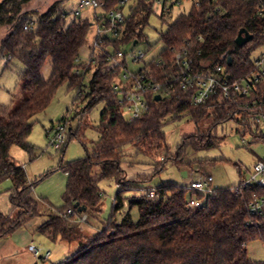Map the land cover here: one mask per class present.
Segmentation results:
<instances>
[{
    "label": "trees",
    "instance_id": "1",
    "mask_svg": "<svg viewBox=\"0 0 264 264\" xmlns=\"http://www.w3.org/2000/svg\"><path fill=\"white\" fill-rule=\"evenodd\" d=\"M30 1H0V26L7 28V34L0 40V56L9 57L7 62L16 59L23 65L21 87L28 92L17 108L0 113V182L10 179L13 189L9 197L12 212L9 215L0 212V240L38 215L37 202L30 196L34 183H29L24 167L9 156L10 149L18 146L32 151L27 138L33 118L45 111L57 89L67 83L69 89L76 91L75 102H86L83 113L98 104L104 107L96 129L98 140L91 151L86 149L83 158L58 166L67 175L64 205L51 211L36 229L53 242L58 239L79 243L78 250L60 264H264L250 260L246 253L250 241L258 239L264 243V216L253 215L248 209L250 201L264 196V189L242 188L245 177L241 172L237 185L214 188L199 208H186L187 195H191L187 185L161 183L150 188L155 191L154 197L140 194L128 199L129 206L137 209L136 221L129 214L120 223L114 218L123 207L121 192L147 190L143 185L151 177L126 175L121 164L127 146L135 147L136 154L158 157L161 161L156 164V174L167 159L180 164L187 148L197 151L218 147L222 139L213 133L218 124L235 120L246 126L250 111L227 102L214 105L218 96L211 97L204 106L191 105L195 88H181L175 51L187 43L196 72L221 65L234 78L250 73L252 54L264 45V19L257 15V1L198 0L199 4H192L187 14L178 16L160 34L159 40L164 44L160 54L140 70L157 86V92L145 95L149 111L132 121L124 119L112 83L127 65L125 56L119 57L118 52L124 45L137 46L144 38L143 28L155 11L154 1L130 0L132 5L119 38L104 44L112 50V57L107 59L98 52L94 63L82 65L81 73L77 59L91 29V20L74 17L67 21L62 8L65 0L35 13L34 21L29 15L32 12L25 10ZM117 2L107 0L106 10L114 8ZM241 29L253 38L238 47L235 39ZM227 55L231 57V66L226 64ZM47 59L51 60V73L44 79L41 69ZM91 69L88 92L84 93L81 90L84 74ZM129 86L130 81L124 84L125 88ZM257 91L264 92V83L258 85ZM156 96L160 99L156 100ZM239 100L247 101L243 97ZM186 115L194 122L196 131L184 136L175 155L167 157L168 146L161 128L169 120ZM211 115L213 123L200 130L198 124ZM65 120L66 116L60 123ZM247 133L246 126L242 135ZM77 135L78 131L69 130L63 147ZM259 140L262 138L253 142ZM95 167L100 170V178H112L121 189L113 200L109 219L95 234L87 236L77 220L82 215L97 218L104 194L98 180L93 178ZM68 210H72V215L67 214Z\"/></svg>",
    "mask_w": 264,
    "mask_h": 264
},
{
    "label": "rangeland",
    "instance_id": "2",
    "mask_svg": "<svg viewBox=\"0 0 264 264\" xmlns=\"http://www.w3.org/2000/svg\"><path fill=\"white\" fill-rule=\"evenodd\" d=\"M62 1L65 0H31L25 10L32 12L29 15L35 21L37 16L35 13H42L51 4L61 3ZM80 1L66 0L62 5L67 21L74 18L73 11ZM174 1L172 0L169 3L168 6H171V9L169 12L163 13L162 17L160 7H155L154 13L149 17L147 25L143 28L144 38L137 46L124 45L121 47L122 53L128 56L126 58L127 70L124 71L125 73H138L144 64L160 54L164 48V44L159 40L160 34L165 32L178 16L187 14L193 3V0H181V4L176 5ZM131 5L132 1L125 5L123 9L125 16H128ZM92 15V10L87 8L81 11L78 18H88L92 22ZM35 25L36 23H34ZM92 30L93 27L90 29L85 45L80 50L77 59V65H79V69L81 68L80 73L83 71L82 65H86L91 55V45L94 39ZM5 34H7V28L0 26V40ZM105 49L112 51L110 47ZM260 52H262V48L257 49L252 57L256 58ZM140 53L144 56L138 63H135L132 57ZM7 58L0 56V113L9 109L14 110L28 96V92L21 87L20 74L24 70L23 65L16 59L7 62ZM50 73L51 60L47 59L41 69V76L47 79ZM92 73L93 69L84 74L83 86L81 87L84 93L88 92V83ZM75 96L76 91L69 89L67 83H63L57 89L45 111L33 118L32 131L27 138L32 145V151L29 153L18 146H12L10 149L9 156L16 164L24 167L29 183H34L30 196L37 202L38 215L5 237L7 240L3 238L4 241L0 244V264H23V247L29 245L28 242L26 244V241L32 227L44 222L51 211L54 212L64 205L63 195L67 175L58 169L59 164H66L83 158L85 150L91 151L94 143L98 140L96 129L104 105L98 104L90 111L83 113L82 110L86 102H75ZM65 116L67 119V138L69 130L78 131V135L77 138L72 137L65 148L62 147V149L57 150L51 143L54 136L52 128L60 123ZM123 117L125 120L129 119L126 112H123ZM81 119L83 123L80 125ZM212 121H214L213 116H208L198 124V127L204 131L213 123ZM85 123L88 126L84 125ZM245 128L244 124H239L235 120L218 124L213 131L215 135L222 139L218 147L197 151L187 148L180 164H173L172 161L170 162L167 159L163 169L156 174H154L157 169L156 164L161 161L158 157L151 158L142 153L136 154L135 147L127 146L121 167L128 177L151 176L150 180L143 185L147 189L154 188L161 183H176L188 186L189 182L199 175L211 176L213 188L237 185L240 177L248 178L254 163L259 158L264 157V140L253 142L252 132L242 135ZM161 130L165 135V142L168 146L166 156L170 157L175 155L181 139L184 136L193 134L196 127L190 117L186 115L179 119L169 120L162 126ZM49 131L51 132L48 133ZM93 178L98 180V187L104 194L101 200V212L97 218L86 217L84 222H77L87 236L95 234L109 219L113 200L121 189V185L112 178H100V170L97 167L93 169ZM12 190L10 179L0 182V212L2 214L9 215L12 212L9 199ZM145 191L146 189L121 192L123 207L115 214L116 223H120L126 214H129L133 221L138 219L137 209L129 206L128 199L138 197L140 194H144ZM187 196H189V193ZM12 217H14V213ZM76 219L78 218L74 220L76 221ZM31 245L40 248L41 253H39V256L42 258L45 257L46 253H50L47 260H36L37 264H60L67 258L68 253H66V250L73 254L79 248L78 242L66 243L58 239L53 242L40 233L34 235ZM246 253L250 260L264 261V243L258 239L250 241L246 245Z\"/></svg>",
    "mask_w": 264,
    "mask_h": 264
},
{
    "label": "built area",
    "instance_id": "3",
    "mask_svg": "<svg viewBox=\"0 0 264 264\" xmlns=\"http://www.w3.org/2000/svg\"><path fill=\"white\" fill-rule=\"evenodd\" d=\"M130 0H118L116 6L112 9L106 10L107 0H81L76 9L73 11L74 17H79L81 11L84 9H91L93 12L91 28L93 27L94 39L91 45V55L86 62V65L94 63L95 54L101 52L111 58L110 51L104 46L107 40H116L121 34L124 25L125 15L123 9ZM155 7L161 9V15L169 12L171 6H168L172 0H153ZM257 1V15L264 19V0ZM176 5L181 4V0L174 1ZM198 5V0H193V3ZM264 32V29H263ZM262 52L256 57H252L253 69L250 73L239 78H234L229 74L225 67L217 65L210 70L195 71L193 67V58L191 56L190 48L187 43L175 51V62L178 67V79L182 89L194 87V95L191 99V105L204 106L211 97L218 96L213 102L214 105H223L224 102L228 104L242 107L249 110L250 114L245 119L248 132H252L253 138H262L264 140V92L258 93V85L264 83V45L261 47ZM119 57L124 55L122 51L118 52ZM133 56V55H132ZM144 55L133 56L132 60L138 63ZM9 58V57H8ZM127 65L123 68L122 73L117 80L112 83L113 90L117 93L118 104L122 106L123 111L128 114V120L132 121L149 111V106L145 99L148 93L156 94L157 86L153 84L146 72L139 71L136 74H128ZM130 81V86L125 88L124 84ZM253 95V96H252ZM246 98L247 101H241L239 98ZM67 120V119H66ZM66 120L63 123H58L53 126L52 132L54 136L51 140L52 146L55 149H61L66 141ZM49 131L48 133H50ZM213 179L209 175H199L197 178L191 180L188 184V189L191 193L186 199V208L196 209L202 206L206 198L213 193L212 186ZM257 186L264 189V157L259 158L253 165L249 172V177L244 178L241 187L249 188ZM236 190L238 188L236 187ZM146 195L154 197V189H147ZM197 196H202L198 199ZM249 211L253 215L264 216V196L255 197L248 205ZM68 215H72V210L67 211ZM86 215L81 216L77 222H84ZM30 252L36 259H39L40 250L32 245L29 246ZM48 253L44 260L48 259Z\"/></svg>",
    "mask_w": 264,
    "mask_h": 264
},
{
    "label": "crops",
    "instance_id": "4",
    "mask_svg": "<svg viewBox=\"0 0 264 264\" xmlns=\"http://www.w3.org/2000/svg\"><path fill=\"white\" fill-rule=\"evenodd\" d=\"M43 223V222H42ZM41 223V224H42ZM41 224H37L36 226H33L32 227V230L30 231V233H28V235H29V237L27 238V241H26V244H27V242L29 243V245L28 246H25V247H23V251H24V253H23V264H37L35 261L37 260L34 256H33V254L30 252V250H29V246L33 243V239H34V235L35 234H37L36 233V229L41 225ZM5 239V238H4ZM4 239H1L0 240V244H2L3 243V241H4ZM5 240H7V239H5ZM9 246V245H8ZM11 246V245H10ZM14 248V247H13ZM39 250H40V248H38ZM13 252H15V251H13ZM12 253V252H11ZM40 253H41V250H40ZM66 253H68L67 254V257L68 256H70V255H72V253L70 252V251H68V250H66ZM65 253V254H66ZM47 254V253H46ZM50 253L48 252V255H49Z\"/></svg>",
    "mask_w": 264,
    "mask_h": 264
},
{
    "label": "water",
    "instance_id": "5",
    "mask_svg": "<svg viewBox=\"0 0 264 264\" xmlns=\"http://www.w3.org/2000/svg\"><path fill=\"white\" fill-rule=\"evenodd\" d=\"M252 38H253L252 35L249 34L245 29H241L238 32V34H237V37L235 39V44L238 47H241V46L251 42ZM226 64H227V66H231V57H230V55H227V57H226ZM155 99L159 100L160 96H156Z\"/></svg>",
    "mask_w": 264,
    "mask_h": 264
}]
</instances>
